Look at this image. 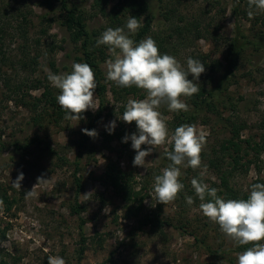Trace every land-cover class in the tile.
<instances>
[{"label":"rangeland","instance_id":"rangeland-1","mask_svg":"<svg viewBox=\"0 0 264 264\" xmlns=\"http://www.w3.org/2000/svg\"><path fill=\"white\" fill-rule=\"evenodd\" d=\"M143 1L152 17L151 34L163 37L177 27L194 30L191 35L184 31L182 37L187 36L188 40L182 41V45L178 44L180 37L176 34L171 38L176 47L169 55L183 66L194 53L208 55L222 67L225 65L226 46L235 34L233 0H180L179 4L173 0ZM48 2L50 5L44 0H0V191L6 192L11 204L10 209L7 204L0 205V230L5 232L0 249L19 258L18 264H47L49 256H60L66 264H237V246L218 225L202 215L195 192L188 189L194 199L192 205L186 200L163 205L152 199L153 177L169 164L164 153L172 149L170 139L145 158L144 167H139L133 165L135 150L130 140L128 148H124L113 139L107 141L103 135L113 120L116 121L113 132L121 128L129 130L127 135L137 132L135 122L128 124L118 117L129 98L146 97L144 90L141 97L129 95L122 102L114 101L107 92L106 104L112 113L96 125L98 136L87 143L89 151L80 148L78 154L74 141L80 139L86 123L65 118L55 122L53 112L59 106L56 101L59 90L48 81L46 70L56 74L71 72V65L80 54L62 26L63 12L58 0ZM71 2L86 12L89 32L101 35L108 28V19L93 8V0ZM116 3L110 0L104 12L112 13ZM241 8H247L245 2ZM171 9L175 12L168 13ZM238 24L254 41L249 30L253 21L249 23L240 17ZM255 26L257 30L264 29L261 22ZM198 34L203 38L196 39ZM245 56L250 64L236 73V81L222 95L227 110L220 106L216 114L196 109L189 97H182L190 105L189 111L170 112L166 106L160 109L167 118L170 135L182 125L177 124L182 116L195 115L194 120L185 124H195L198 131L206 133L204 153L220 151L221 145L231 138L232 124L244 126L239 133L242 155L247 154L246 160L256 161V166L250 165L247 171L236 173L230 180L240 193L247 192L255 180H264V150L255 157L252 152L247 153L244 143L257 142L264 134V52L249 47ZM101 70L106 78L104 63ZM43 86L51 91L53 105L41 97ZM229 102L235 106L233 110L227 105ZM95 103L99 107L97 98ZM97 110L86 112L93 114ZM37 115H41L39 121L35 119ZM19 146L24 150H19ZM224 158L229 161L227 155ZM109 161L133 174L136 192L144 188L141 210L136 215L126 217V209L132 205H125L111 188L102 185L100 178ZM182 171L185 173L187 169ZM202 171L204 182L210 187L219 184L215 172L204 160L202 168L194 173L201 175ZM21 172L24 179L21 190H17L12 182ZM75 174L83 188L77 200L82 208L80 215L70 213L75 205ZM41 175L48 182L36 186L35 197L25 199L24 192L32 190ZM147 217L148 225L140 227L139 223ZM81 247L83 254L79 255Z\"/></svg>","mask_w":264,"mask_h":264},{"label":"clouds","instance_id":"clouds-1","mask_svg":"<svg viewBox=\"0 0 264 264\" xmlns=\"http://www.w3.org/2000/svg\"><path fill=\"white\" fill-rule=\"evenodd\" d=\"M239 3V0H237ZM247 15L253 18L264 13V0H247ZM143 27L140 19L129 16L125 27H108L96 39V47L107 46L109 57L104 62L106 81L117 86H132L144 90V99L129 98L125 110L118 117L125 123L135 122L137 132L123 137L124 143L131 141L135 150L133 165L144 167L145 158L169 139L172 149L166 150L164 156L170 163L154 175L153 195L157 203L167 205L175 201L184 190L181 182L182 169L202 168L201 153L206 146V133L198 131L195 124H182L169 134L167 118L160 109L166 106L170 112L189 111L182 97H192L201 91L199 78L205 73V65L198 59L188 57L186 67L174 56L161 54L156 41L147 36L136 42L132 37ZM127 29V30H125ZM71 72L59 74L46 70L50 84L59 90L56 101L65 113L66 120L80 121L88 110L95 111L94 92L97 82L93 68L88 63L73 62ZM191 75L192 79H189ZM116 127L113 120L106 126L111 134ZM90 137H97L96 130L82 129ZM142 145H147L142 149ZM206 168V166H203ZM204 173L200 178H192L191 186L199 199V210L209 222L219 226L220 231L236 246H247L237 253V264H264V183H253L246 199H225L218 195L217 188L204 182ZM21 172L12 186L21 190ZM49 179L43 175L37 177L32 190L25 191V199L37 194V185L46 184ZM88 194H84L87 196ZM186 203L192 205V196H185ZM0 205L3 201L0 200ZM47 264H66L60 256H49Z\"/></svg>","mask_w":264,"mask_h":264},{"label":"trees","instance_id":"trees-1","mask_svg":"<svg viewBox=\"0 0 264 264\" xmlns=\"http://www.w3.org/2000/svg\"><path fill=\"white\" fill-rule=\"evenodd\" d=\"M47 2V5L50 3L48 0H44ZM110 0H93V8H95L98 12H100L104 17L108 19L109 26L112 28L116 27H125L127 19L129 16L136 17L141 20L143 27L139 29V31L132 37L136 42H139L141 39H144L147 36H151L157 43L159 51L161 54H169L170 51L175 49V45L173 44V40L171 38L174 34L177 35L178 44L182 45L184 40H188L186 36L183 38L184 31L187 34H193L194 30L192 28H175L171 30L169 34L166 36H160L159 33L151 34V24L152 17L148 14L147 4L143 0H116L117 3L112 7V13L109 12L107 14L105 11V6L108 4ZM175 3H180V0H173ZM60 4V9L63 12L62 14V26L66 29L69 34V39L71 43L76 45L79 51L80 56H76L74 61L77 63H88L94 70L95 79L97 82V88L95 89L94 94L99 103V109L95 113L85 112L84 119L80 121L85 122V128L89 130H95L96 125L107 115H111L112 108L107 106V98L106 94L109 92L116 102L124 101L125 97L132 95L133 97H141V89H138L135 86L130 88H123L117 86L114 82L106 81L104 78L101 65L106 61L109 57L107 53V46L96 47V39L99 38L100 34L97 32H89L86 25V12L80 8L78 5H75L71 2V0H58ZM242 2H245L247 7V0H233L232 6V17L235 24V34L228 41L226 46V56H225V65L222 67L221 63L216 60H211L210 56L203 55L200 53H194L190 57L194 59L200 60L206 67L205 73H202L199 78V84L201 91L198 94H194L190 97L191 105L196 109L208 110L217 114L219 111V107L221 106L223 110H227L225 106V102L222 99V95H226L228 88L236 81L237 75L245 64H250L247 61L245 56V49L252 48L253 51H263L264 52V29L257 30L255 25H258L261 22V25L264 26V15L261 13L256 14L253 18H250L247 15L248 7L244 10L241 8ZM175 12L174 10H169L168 13ZM166 15V14H165ZM240 17H244L249 23H252L250 27V34L252 38L255 39L252 41L249 36H246L242 31L241 26L238 24ZM263 20V21H262ZM195 27V26H194ZM197 27H195L196 29ZM127 30V29H125ZM196 36V39L199 37L203 38V36ZM249 35V34H248ZM198 37V38H197ZM183 41V42H182ZM177 44V45H178ZM189 79H192L189 76ZM38 86H34V89H38ZM44 91L41 94V97L45 100V103H50L49 105H53L54 99L51 91L48 89V86H43ZM218 98L220 100H218ZM37 102L40 103L41 99H37ZM24 104V103H23ZM231 110L235 108L233 103L229 102L227 104ZM36 106V104H35ZM37 107V106H36ZM56 107V106H55ZM120 110L123 112L125 108L121 107ZM230 110V109H229ZM53 118L56 123L59 120L65 117L64 111L60 106L56 107V112H53ZM37 117V119H36ZM36 121L41 119V115L35 116ZM195 119V115L190 114V116H182L177 121V124H185L186 122H190ZM244 129L243 125L232 124L230 128L231 138L226 140L224 144L221 145L220 151L223 149L225 153L222 151L212 150L211 153H201V160L205 161L206 164L213 169L215 172L217 179L219 180L218 185H213L214 188L219 189L218 195L223 196L225 199H246L248 193L250 191V187L248 191L245 193L237 192L230 184V180L236 173H240L242 171H247L250 165L256 166V161L254 162L252 159H245L247 154L242 155L243 148L241 146L239 140V133ZM129 133V130H125V128H121L117 132H105L103 135L108 140H114L117 144H120L124 148H128V144L122 142L123 137ZM134 131L131 132L133 134ZM130 134V135H131ZM92 137L82 133L79 140L74 141L77 144L78 154L80 155V148L85 149V152L89 151L87 143ZM244 143L248 148V152H252L255 157H258L260 153L264 150V134L261 135L260 139L257 142L251 143V141L245 140ZM20 147V146H19ZM48 149L49 147L46 146ZM19 150L24 147L18 148ZM56 155V153L54 152ZM135 151L133 152L132 162L135 156ZM227 155L229 161H226L224 156ZM170 163V161H169ZM192 173V178H200L198 173H194V170L191 168H187V172L181 177V182L185 185L183 191L178 194L176 200H185V196H190L191 192L188 189L194 192V189L191 186L190 174ZM156 174H160L156 172ZM102 185L107 188H111L115 196H117L125 205H132L126 209V217L131 214H137L141 210V204L144 199V195L142 194L143 189H140V192H136L134 188V177L130 171H123L112 161H109L105 166V170L100 178ZM75 185V205L70 208V213L73 215H80L82 208L77 204V200L80 192L82 191V183L81 180L76 174L73 179ZM253 183H264V180L257 179ZM186 193V194H185ZM0 200L3 201L4 204H7V208L10 209L11 204L8 201L5 191H0ZM134 205V206H133ZM150 218H145V220L140 224V227L148 225ZM83 221L81 222V226ZM5 237V232L0 230V243ZM83 240V239H82ZM247 246H237V251L242 252L246 249ZM83 254V248L81 247L79 250V255ZM20 261L19 258H15L14 256L4 253L2 249H0V264H18Z\"/></svg>","mask_w":264,"mask_h":264}]
</instances>
